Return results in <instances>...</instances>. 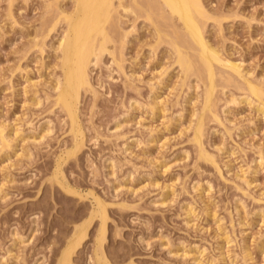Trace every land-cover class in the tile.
Here are the masks:
<instances>
[{
  "label": "rangeland",
  "instance_id": "374dc122",
  "mask_svg": "<svg viewBox=\"0 0 264 264\" xmlns=\"http://www.w3.org/2000/svg\"><path fill=\"white\" fill-rule=\"evenodd\" d=\"M113 1L77 134L57 102L75 0H0V264H59L96 197L106 237L95 217L72 264H264V0L202 1L222 60L209 106L178 17ZM176 48L198 59L188 72Z\"/></svg>",
  "mask_w": 264,
  "mask_h": 264
},
{
  "label": "bare ground",
  "instance_id": "6f19581e",
  "mask_svg": "<svg viewBox=\"0 0 264 264\" xmlns=\"http://www.w3.org/2000/svg\"><path fill=\"white\" fill-rule=\"evenodd\" d=\"M202 1L203 0H162L161 2L164 4L163 7L166 6L168 11L178 17L186 30L185 32L190 38L189 40L192 39L194 43L196 42V47L198 45L200 48L199 61L198 59L196 61L201 63V65L200 63H197V65L204 68L203 70H205L208 74L207 76L209 78L210 85L206 93V106H209L214 89V77L216 74L214 63H220L222 60H220L218 52L211 47L210 41L208 43V41H206L207 39L205 40L204 21L202 22V20L208 16L206 15V7L204 8V2ZM75 3L76 7L74 13L65 17V20L67 19L68 22V33L65 35L66 37L64 36L65 39L61 42L64 76L60 90L57 94V102L61 104L65 111L68 112L72 122V130L78 134L79 131L81 133L77 114L78 103L80 101L82 90L91 85L89 73L91 64L95 59H100L101 55L108 49L107 44H109L110 32L108 31L106 23L111 20L110 18L112 17V12L115 11V9H113L115 8V2L113 0H75ZM125 9L130 10L129 7L124 8V10ZM132 10L133 9H131L130 12ZM177 50L179 51H177L179 53V64L185 68V71L191 70L194 63L196 64V61L194 60L195 62L193 63V59H190L192 57L188 58L187 56H184L181 49ZM231 67L239 68V66H236L235 64L231 65ZM248 87L253 95L259 98L263 97L261 96V90L255 85L248 83ZM261 110L264 112V106H261ZM202 124L203 122L200 119L195 130V138L197 141L202 138ZM80 144L81 141L77 143L76 147H80ZM203 151L204 149L202 150V156L211 160V157ZM75 152L76 151H73L68 155H73ZM68 190L70 192H74L71 189ZM95 200L96 206L92 210L89 219L75 227L70 240L62 252L59 264L73 263V254L86 236L88 226L95 217L100 218L98 241L100 245L103 244L107 232L108 214L106 204H104L102 200L97 197Z\"/></svg>",
  "mask_w": 264,
  "mask_h": 264
}]
</instances>
